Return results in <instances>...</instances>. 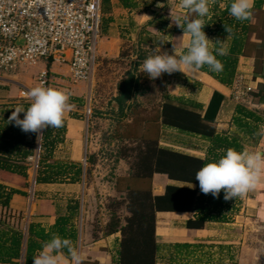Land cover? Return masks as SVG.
Masks as SVG:
<instances>
[{"label": "crops", "instance_id": "1", "mask_svg": "<svg viewBox=\"0 0 264 264\" xmlns=\"http://www.w3.org/2000/svg\"><path fill=\"white\" fill-rule=\"evenodd\" d=\"M132 1L135 6L131 8L124 7L119 0L104 2L96 48L99 58L117 59L120 57L123 44L127 46L137 44L139 36L153 49L161 48V52L172 54L173 45L177 54L186 48L190 37L187 34L183 36V32L177 31L178 27L171 20V16L183 18L187 15L191 18L192 14L179 8V0ZM207 37L215 42L213 34H207ZM33 65L36 66L30 74H23L15 68L0 71V104H7L9 108V105L25 99L21 96V90L29 91L37 86L38 74L43 69L47 70L50 87L67 89L71 93L70 103L76 106L64 117V140L55 148L54 158L81 163L83 175L79 182H35L39 146L36 140L34 155L29 156L32 159L27 176L8 174L6 178H0V183L6 187L21 191L12 194L9 199V221L22 228L26 234L30 222L49 227L53 225L57 215L68 214L76 201L79 208L73 221L77 230L75 245L83 253V264H115L120 231L110 233L106 231L107 222L111 217L107 202L109 198H122L125 191L106 175L113 172L116 176H127L129 166L124 159L116 155L120 140L114 138L112 133L113 122L110 118L105 119L108 120L106 134L101 135L98 129H91L92 120L100 118L91 116L93 106L87 107L83 104V98L93 92V75L88 80L73 83L68 76L67 64L40 59ZM263 74L254 71L253 56H239L234 77L242 76L244 82L250 84L254 88L253 91H256L258 85L264 83ZM231 84H222L201 70L185 69L184 73L177 71L171 75L163 74V93L178 99L177 103L184 100L199 104L201 107L197 109L198 112L215 127L216 133L238 138L244 144V148L264 151V136L251 138L232 122L238 103L231 98ZM116 91L115 85L112 98ZM112 98L105 106H101V109L103 107L109 109L110 105L116 107V102ZM263 106L264 97L259 100L250 94L249 107L261 113L262 122L259 130L264 125ZM150 107L151 105L145 104L142 109L146 108L149 111ZM125 122L130 123L131 118ZM146 124V120H138L137 129L141 131ZM153 124L161 147L201 159L206 156L209 146L206 138L198 134L181 132L158 121ZM26 139L30 140L31 137L27 136ZM107 146L113 147L109 157L105 156ZM110 162L112 163L109 164ZM87 169L92 175L90 184H87L85 174ZM168 184L195 188L193 184L169 179L163 173H153L151 177L153 194H161ZM234 204L237 210L229 214L227 221H208L202 228L185 226V222L195 215L192 211H157L156 264H264V184L243 197H237ZM117 213L121 219L120 224H123V217L127 213L124 210ZM246 221L249 222V226L243 229V223ZM94 223L98 225L96 228ZM65 257L68 264H71L70 258L67 255ZM10 264H23V261L20 259ZM61 264H64V261Z\"/></svg>", "mask_w": 264, "mask_h": 264}, {"label": "trees", "instance_id": "2", "mask_svg": "<svg viewBox=\"0 0 264 264\" xmlns=\"http://www.w3.org/2000/svg\"><path fill=\"white\" fill-rule=\"evenodd\" d=\"M105 1L101 0V8L104 7ZM119 2L127 8L135 6L132 0H119ZM232 2L233 0H216L211 4L210 12L204 18L207 25L203 29L206 35L213 34L215 41L227 38L224 25L233 29L232 35L227 38L224 45L228 49V55H217V59L223 64V70L219 73L213 72L207 65L200 69L225 85L232 83L238 58L241 55L253 56L254 71L264 73V33L259 31L252 20L241 22L232 17L229 14ZM263 2L264 0H255L253 18L255 10L264 12ZM195 18L197 17L192 14L191 19ZM177 31L183 32L179 27ZM128 49L121 51L120 58H130L129 68L116 83V95L112 98L116 102V107L110 105L108 111L114 125L112 130L114 138L120 140L116 155L127 162L129 171L127 176L115 178V185L124 188L125 194L119 199H108L107 208L111 211V217L107 222L106 231L109 233L120 231L115 264H156L158 246L155 239V213L157 211H192L195 215L185 222V226L202 228L208 221H227L229 214L237 210L234 204L237 198L225 201L223 190L219 198H214L211 193L203 194L195 174L205 164L219 160L228 148L241 151L244 149V144L236 137L216 133L215 127L198 112L197 109L201 107L199 104L184 100L177 103L178 99L163 93V86L157 96L152 95L147 99L146 94L150 93L152 88L146 84V75L139 67L148 56L155 54V49L147 45L146 40L140 36L137 44L129 45ZM185 51L186 48L180 54ZM250 94L261 100L264 97V83L259 84L257 90L251 91ZM145 104L151 105L149 110L152 111L151 115L140 117L138 112ZM18 105L27 108L30 101L26 98L20 99L9 105V108L7 104H0V178L2 179L8 174L26 177L30 165L28 157L34 155L37 134L24 133L15 126V122H8L9 116ZM95 115L97 114L93 110L91 116ZM23 116L24 114L21 113L20 118L23 119ZM128 118H131L130 123L125 122ZM141 119L146 120L147 124L139 131L137 124ZM155 121L181 132L198 134L206 138L209 141L206 156L201 159L161 147L154 132ZM232 122L247 136L259 137L256 133L259 131L262 117L258 110L249 105L237 104ZM64 133L65 120L60 128L49 127L43 130V136L38 143L35 182L81 181L83 175L81 163L54 158V150L63 142ZM27 136L31 139L27 140ZM89 173L87 169L86 178ZM153 173H163L169 179L193 184L195 188L168 184L161 194H153L151 189ZM14 193L21 191L0 183V264H10L20 259L23 264H33V257L42 249L45 242L51 240L53 234L70 239L75 244L77 230L73 221L78 213V202H74L68 214L57 215L55 222L49 227L30 222L25 234L22 228L9 221L8 202ZM120 210L127 213L123 217V224H120L121 219L117 213ZM93 236L95 237L96 234L94 233ZM64 255H67L66 250Z\"/></svg>", "mask_w": 264, "mask_h": 264}, {"label": "clouds", "instance_id": "3", "mask_svg": "<svg viewBox=\"0 0 264 264\" xmlns=\"http://www.w3.org/2000/svg\"><path fill=\"white\" fill-rule=\"evenodd\" d=\"M216 0H179V8L187 10L197 18L191 19L185 15L177 16L171 20L190 37L186 43V51L176 53L173 45V53L161 52V48L155 50L154 55L148 56L142 63L141 71L147 73L151 80H156L164 73L169 75L185 69L198 71L207 65L213 72H221L223 64L217 59V55H228L225 42L232 35L233 29L224 25L227 33L225 40H210L204 32L205 17L210 12V5ZM255 0H233L229 8V14L238 21H251ZM159 6V5H158ZM171 27V25H169ZM163 41H161V44ZM221 45L220 47H214ZM215 53V54H214ZM30 105L25 108L18 105L8 118V122H15L24 133L37 134L39 143L43 136V130L47 128H60L63 126L66 113L74 110L75 104L70 103L71 93L67 89L46 87L43 83L31 88L27 93ZM23 113V119L20 114ZM256 135L264 136V125ZM195 179L199 182L203 194L211 193L214 198H219L221 191L224 192V200H232L243 197L250 191L264 184V151L244 148L237 151L228 148L219 160L209 162L200 168ZM71 264H83L84 256L72 240L61 238L53 234L51 240L45 242L39 253L33 257V264H68L64 255Z\"/></svg>", "mask_w": 264, "mask_h": 264}, {"label": "built area", "instance_id": "4", "mask_svg": "<svg viewBox=\"0 0 264 264\" xmlns=\"http://www.w3.org/2000/svg\"><path fill=\"white\" fill-rule=\"evenodd\" d=\"M101 0H0V71L40 59L67 64L71 82L90 79L96 59ZM21 37L22 43H16ZM38 85L50 87L47 70ZM254 88L234 77L231 98L249 105ZM27 90L21 96L29 99ZM29 160L32 157H28Z\"/></svg>", "mask_w": 264, "mask_h": 264}, {"label": "rangeland", "instance_id": "5", "mask_svg": "<svg viewBox=\"0 0 264 264\" xmlns=\"http://www.w3.org/2000/svg\"><path fill=\"white\" fill-rule=\"evenodd\" d=\"M263 8H264V2H263ZM252 21L256 23V26L258 27L259 31L264 33V12L255 10L254 18L252 19ZM122 50L128 51L129 50L128 46L123 44ZM129 60L130 58L127 57L126 58L118 57L117 59L114 60L107 58L101 59L96 54L95 65L92 72L93 92L87 94L86 97L83 98V104H86L87 107L90 105L93 106V110L97 114L94 117H98L101 119V121H99L100 119L94 118L91 123V129H98L101 135L106 134L105 129L108 127V120L105 119H108L111 116L108 109H104V107L101 109V106H105V104L111 100L112 98L111 95L115 90L117 79H119V77L122 76L123 72L127 70V68H129V63H130ZM35 66L36 65L29 63H21V64H17L14 68L16 71L21 72L23 74L25 73L30 74L34 71ZM139 69L141 70V67H139ZM145 75H146L145 78L146 84L152 88L151 92L146 94V98L148 99V97H151L152 95L157 96L159 94L160 88L163 86V82H162V76L157 78L156 80H151L148 78L147 73H145ZM263 80H264V76H263ZM99 112H101V114H99ZM139 112H138L139 116L143 117L145 115L146 116L151 115L152 111L140 109ZM86 114L88 115V108ZM112 148L111 146L110 147L107 146L105 150V156L109 157V155L112 152L111 150H113ZM111 163L112 162H110L109 164ZM106 176L107 178L109 177L108 179L111 181H115V178L117 177L115 174H113V172L108 173ZM91 179H92V175L91 173H89L87 176V184L91 183ZM94 224L95 226H98L96 225V223ZM248 224H249L248 221H246V223H243V229L245 228V226L248 228L249 226Z\"/></svg>", "mask_w": 264, "mask_h": 264}, {"label": "water", "instance_id": "6", "mask_svg": "<svg viewBox=\"0 0 264 264\" xmlns=\"http://www.w3.org/2000/svg\"><path fill=\"white\" fill-rule=\"evenodd\" d=\"M16 43H22V38L19 37V38L16 40ZM263 109H264V106H263Z\"/></svg>", "mask_w": 264, "mask_h": 264}]
</instances>
